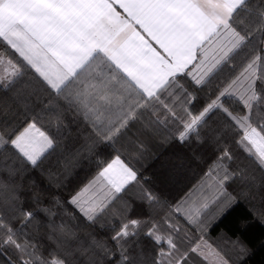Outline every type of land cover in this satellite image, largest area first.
<instances>
[{
    "label": "snow or ice",
    "instance_id": "snow-or-ice-1",
    "mask_svg": "<svg viewBox=\"0 0 264 264\" xmlns=\"http://www.w3.org/2000/svg\"><path fill=\"white\" fill-rule=\"evenodd\" d=\"M9 2L16 5L18 15L0 20V47L7 46L23 63L13 59L5 63L0 56V82L14 84L21 76L34 72L32 79L50 98H63L67 108L90 125L89 135L75 149V156L91 151L97 144L112 146L137 123L139 135L148 136L171 122L177 128L176 143L185 146L194 140L202 145L205 141L199 130L207 125L214 111H222L234 126L242 125L237 144L243 155L237 158L228 149L219 152L199 184L169 207L163 217L167 225L163 233L160 221L151 212L154 204L162 202L151 190L137 198L150 210L149 214L133 217L135 205L127 201L123 215L116 208L129 186L140 181L134 168L119 156L113 159L66 204L93 225L97 217L114 213L120 220L111 235L116 252L95 236L80 239L65 223L57 224L55 209L65 205L58 196L51 205L44 206L42 193L34 192L31 202L36 208L25 210L19 206L18 186L0 178V256L16 248L19 255L10 264H81L77 256L84 258L83 264H193L195 254L204 264H230L204 234L238 203V197L229 191L233 184L248 183L249 189L243 195L264 205V184L255 183L248 171L252 166L264 175V73L259 83L255 79V67L264 63V50H259L260 55L247 64L243 73L248 75L249 83L240 99L244 109L251 111L255 106L253 115L233 117L220 100L233 94L239 77L220 90L217 99L199 114L188 107L180 115L173 102L178 99L175 89L195 99V93L187 91L181 77L202 89L206 78L229 61L235 49L250 37L255 38V33L246 31L247 26L237 27V22L243 24L244 18L251 15L245 7L247 0H0V6ZM256 25V33L264 39V19L257 20ZM104 65L114 66L127 77L135 98L131 94H111L114 77L105 75ZM190 65L200 75L190 72ZM9 143L15 150L13 155L18 153L17 159L22 158L19 170L0 168V173L6 171L11 178L17 171H28L29 166L38 168L50 150H55L56 138L30 123L14 139L0 133V150L8 148ZM136 143L139 150L146 148L142 142ZM58 176L59 173H49V180ZM64 211H68L67 207ZM76 211L72 212L74 219ZM249 211L264 224V208ZM40 213L45 217L43 221L37 219ZM17 218L46 227L51 246L21 245L16 239L17 229L9 222ZM181 218L184 227L200 233L197 242L181 234ZM141 237L150 242L152 251L147 254ZM237 242L232 241L234 245ZM29 247L32 252H28ZM24 256L28 259L21 258ZM0 264L9 261L0 260Z\"/></svg>",
    "mask_w": 264,
    "mask_h": 264
},
{
    "label": "trees",
    "instance_id": "trees-1",
    "mask_svg": "<svg viewBox=\"0 0 264 264\" xmlns=\"http://www.w3.org/2000/svg\"><path fill=\"white\" fill-rule=\"evenodd\" d=\"M245 7L251 10V15L244 18L243 24L237 22V27L247 26L246 31L255 33V38L250 37L245 45L235 49L230 54L229 61L220 65L206 78L202 89H196L190 79L181 77L187 91L195 93V99L185 96L180 89L174 90L178 99L173 102V106L180 115H184V110L188 107L191 108L192 113L199 114L204 107L217 99L220 90L238 77L239 80L233 86V94L220 97V100L233 117L251 116L255 113V106L251 111L243 108L240 97L245 95L249 83L248 75L243 74L244 69L252 59L260 55L259 50H264V39L260 38V33H256V21L264 19V16H260V13L264 12V0H247ZM0 56L4 57L5 63L8 59H13L14 62L20 61L18 54L12 52L7 46L0 47ZM198 62L197 60L196 63ZM20 63L23 62L20 61ZM103 67L107 77H114L110 84L113 90L112 95L122 94L126 97L131 94L135 98V93L129 88L128 79L124 75L114 66L104 65ZM190 72L196 76L200 75L195 66L190 69ZM255 72V79L259 83L260 75L264 73V63H259L255 67ZM33 76H35L34 72L30 75L25 74L14 84H9L8 80L0 82V133H3L6 139L8 137L14 139L28 124L35 123L46 134L56 138L55 150H50L51 154L38 168L33 170L29 166L28 171H17L11 178L6 171L0 173V178L8 181L13 187L18 186L16 190L20 198L19 206L25 210L35 209L36 206L31 202L34 192L42 193L41 202L44 206L51 205L53 198L58 196L65 205L55 209L57 224L65 223L77 233L80 239L89 240L95 236L98 240L105 242L111 251L116 252L117 249L112 247L111 235L112 230L119 227V218L109 212L97 217L93 225L86 222L79 212L66 202L87 186L99 170L119 156L123 162L138 172L140 183L129 186L127 192L122 194L121 200L116 202V208L120 209L123 215V204L127 201L135 205L131 213L133 217L149 214L150 210L146 205L140 204L137 198L146 190H151L162 202V204H154L151 212L155 215V219L160 221L161 232L166 231L167 225L163 217L168 213L169 207L180 200L189 189L198 185L208 170L186 146L176 143V125L170 122L159 126V130L155 133L141 136L138 133L140 124L137 123L128 130L126 135L117 138L112 146L97 144L91 151H83L79 156H75V149L80 147L89 135L90 125L68 109L63 98L58 101L50 98L48 93L32 79ZM165 99L169 97L165 96ZM129 102H134V99ZM240 127L242 125L234 126V121L226 118L222 111H214L203 128L224 150H230L239 158L243 155L237 144L241 138ZM136 141L145 144L146 148L143 151L139 150ZM14 152L15 150L10 148V143L8 148L0 150V168L21 169L22 158L17 159L19 154L13 155ZM248 171L255 183L264 184V175L259 170L249 166ZM49 173H59V176L50 181ZM248 189V183L240 184L239 182L229 187V191L238 197V203L210 232L204 234L208 242L216 247L230 264H264L258 253L264 246V224H261L260 219L254 217L249 211L253 207L264 208V205L246 198L243 192ZM261 191L264 192V187ZM64 207H67L68 211H64ZM73 211H76L75 219L72 216ZM16 216L18 217L19 214L17 213ZM37 219L43 221L45 219L43 213H40ZM9 222L17 231L25 235L29 244L51 246L46 235L48 231L46 227L38 226L35 222L24 223L20 218L10 219ZM173 222L177 221L173 220ZM180 223L181 234L190 238L193 243L197 242L200 233L194 228L184 227L182 218ZM232 241L238 242L234 245ZM141 243L146 254L152 251L150 242L144 237H141ZM24 244L26 243L21 245ZM32 251L33 249L29 247L28 252ZM18 255L19 250L12 248L0 256V260H8L10 264V260L16 259ZM21 258L28 259L27 256ZM76 259L83 264V257L77 256Z\"/></svg>",
    "mask_w": 264,
    "mask_h": 264
},
{
    "label": "crops",
    "instance_id": "crops-1",
    "mask_svg": "<svg viewBox=\"0 0 264 264\" xmlns=\"http://www.w3.org/2000/svg\"><path fill=\"white\" fill-rule=\"evenodd\" d=\"M18 15V8L16 7V5L12 2H9V3H6L4 4L3 6H0V20H7V19H14L16 16ZM196 63V61L194 62ZM193 66L190 65L189 68L191 69ZM119 71V70H118ZM120 72V71H119ZM122 75H124L122 72H120ZM125 77V76H124ZM127 79V77H126ZM27 128V127H26ZM200 133L201 135L203 136L204 138V141L206 142L207 141V138H206V135H209L207 133V131L201 127L200 128ZM23 132V131H22ZM193 136H195V134H193ZM210 136V135H209ZM211 137V136H210ZM218 144V143H217ZM195 156H196V152L192 150L191 147L187 145H185ZM218 147L220 148L221 146L218 144ZM222 148V147H221ZM222 150H224L222 148ZM206 152H208L207 150H205ZM197 157V156H196ZM197 159L200 161V163L206 167V168H209V164L208 162L206 161H203L202 159H200L199 157H197ZM112 162V161H111ZM110 162V163H111ZM23 242H25V240H23ZM259 255L261 256L263 262H264V246L258 251ZM192 260H193V264H197V263H200V264H204V261H202V259L199 257V256H196L195 254H193V257H192Z\"/></svg>",
    "mask_w": 264,
    "mask_h": 264
},
{
    "label": "rangeland",
    "instance_id": "rangeland-1",
    "mask_svg": "<svg viewBox=\"0 0 264 264\" xmlns=\"http://www.w3.org/2000/svg\"><path fill=\"white\" fill-rule=\"evenodd\" d=\"M206 138H207V141L204 142L202 145L195 143V141L193 140V142L189 143L188 146L191 147L192 150L196 152L197 157L211 164L213 160L216 159L219 152H222L223 150L221 147L220 148L218 147L219 143L216 142L212 137H210L209 135H206ZM205 150H207L208 152H206ZM16 239L18 240L20 244L30 243L28 239L25 237V235H23L19 231H17L16 233ZM23 240H25V242H23ZM197 264H200V263H197Z\"/></svg>",
    "mask_w": 264,
    "mask_h": 264
}]
</instances>
